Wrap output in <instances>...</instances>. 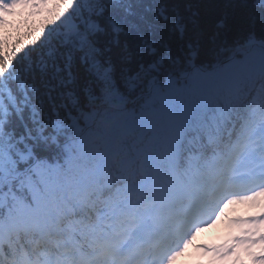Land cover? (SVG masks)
<instances>
[{
    "label": "trees",
    "instance_id": "obj_1",
    "mask_svg": "<svg viewBox=\"0 0 264 264\" xmlns=\"http://www.w3.org/2000/svg\"><path fill=\"white\" fill-rule=\"evenodd\" d=\"M50 6L51 11L46 10L41 16L35 14L33 18L22 16L27 11L23 8L19 18L8 17L0 25L3 39L0 41V92L5 98L9 88L19 98V87L33 84L39 88L38 93H32L33 99L37 96L44 99L46 109L44 85H58L60 79H67L66 65L71 66L74 86L81 99L83 85L90 84V80L97 85V77L108 70L109 77L115 81L109 84L114 90L115 103H110L98 119L101 121L108 113L106 124L114 110L121 109L133 120L137 119V111L150 113L146 104L153 102L157 91L172 90L174 96L181 88L172 86L163 90L164 86H159L163 84L159 83L157 90L149 88L152 92L147 96L146 86L155 80L164 83L168 72L179 73L195 65L191 77L185 81L190 99L174 96V101L167 103L175 104V112L170 110L156 122H151L149 117L146 135L141 137L147 141L145 144H139L131 136H120L114 126L103 131L115 133L118 138L113 145L119 147L114 150L116 168L105 169L104 173L100 170L104 181L95 174L101 162L95 158L102 147L101 132L96 138H89L91 145L86 149L89 151L80 154L86 157L85 161L82 158L76 162L82 163L81 174L88 177L83 188L76 186L78 178L64 180L60 188L57 178L64 168H58L69 157L59 159L58 150L52 148L46 154V165L42 163L35 168V173L31 170L23 176L27 182L18 185L17 181L6 189L4 199L14 208L20 224L24 213L35 212L36 195L42 192L47 202L58 210L61 221L67 222L72 230H76L73 220L89 226L110 194L116 193L119 200L133 181L147 178L144 173L149 158H152L155 176H162L168 170L164 147L172 130L164 131L163 127L174 129L173 121L184 122L182 118L193 115V121L191 117L187 120L190 127H183V143L194 141L197 135L213 131L215 116L223 111V102L228 101V111L243 120L238 107L240 96L252 109L249 102L253 91L264 85V0H51ZM210 94L215 97L206 110L196 109L194 104ZM133 96H140L135 105L131 103ZM183 107L192 111L181 119L175 117ZM141 128L139 123L134 126L136 132ZM152 145L156 146L154 151ZM54 164L57 165L53 167ZM67 194L82 203L84 210L76 209ZM66 207L71 209L70 214L65 212Z\"/></svg>",
    "mask_w": 264,
    "mask_h": 264
},
{
    "label": "snow or ice",
    "instance_id": "obj_2",
    "mask_svg": "<svg viewBox=\"0 0 264 264\" xmlns=\"http://www.w3.org/2000/svg\"><path fill=\"white\" fill-rule=\"evenodd\" d=\"M66 69L67 79L44 85L46 109L44 99H33L39 92L33 84L21 85L19 98L11 88L7 98L0 92V264H159L158 241L196 210L215 181L264 180V118L245 124L227 111L213 131L178 145L176 180L133 181L128 194L98 210L71 243L42 244L34 233H21L5 190L46 162L52 148L68 149L89 120L95 123L115 103L108 70L81 90V99L71 66Z\"/></svg>",
    "mask_w": 264,
    "mask_h": 264
},
{
    "label": "rangeland",
    "instance_id": "obj_3",
    "mask_svg": "<svg viewBox=\"0 0 264 264\" xmlns=\"http://www.w3.org/2000/svg\"><path fill=\"white\" fill-rule=\"evenodd\" d=\"M199 49V48H198ZM155 51H158L159 52V50H155ZM154 51V52H155ZM161 55L163 56V57H165V56H167V55H165L164 56V53H161ZM126 67L124 68V71L126 72ZM174 70H179V69H174ZM125 72L123 73L124 75H126L125 74ZM180 72V71H179ZM114 77V76H113ZM114 79V78H113ZM117 79V78H116ZM140 83H141V81H140ZM93 86H95V84H94V81L92 82V80H90V84H87V83H85L84 85H83V88H88V87H93ZM130 86V85H129ZM146 88H150V87H148V86H146ZM135 92V91H134ZM134 97V96H133ZM140 97V96H139ZM199 103H200V101L198 100V102L197 103H195L194 104V106H195V108L197 109V105H199ZM173 105H175V104H173V103H167L165 100H161V99H159V100H157V103L155 104V106H156V108H151V109H149V111H150V113L149 114H147V112H144V113H140V114H138V115H136L137 117H138V119H139V121L140 122H142L143 124H142V126H144V128H146V127H148L149 125V121H148V119H149V117H150V121L152 122V121H154V122H156V121H159L160 119H161V117H162V114H164L165 115V111L166 110H168V112H170V110H171V112H175L176 111V109H175V107L173 106ZM169 108H171V109H169ZM179 108V107H178ZM177 108V109H178ZM180 109V108H179ZM176 115H175V117L177 116L179 119L182 117V115H181V113L180 114H178V112H176L175 113ZM108 113H107V115H104V117H103V119L100 121V122H104L105 120H107L108 119ZM100 119H98V117H96L95 118V121H99ZM90 121V120H89ZM92 124V122L90 123V125ZM154 124V123H153ZM89 128V127H88ZM98 128H103V126L102 125H99L98 126ZM104 128H108V126L107 125H105V127ZM103 131H105V130H103ZM102 131V132H103ZM98 132V129H94V128H89V129H87L86 131H85V133H84V135L82 136V137H80L76 142H74V144H71L70 145V147L68 148V149H63V150H61V149H57V148H54L55 150H58V156L59 157H61V159L63 160V159H65V157H69V158H67L64 162V164H62L58 169H63L62 171V173H61V175L57 178V181H59V184H61L60 185V188H63V182H64V180H68V181H70V180H73V181H75L74 179L75 178H78V182H79V184L78 185H76V186H78V187H80V186H82V188L84 187V183L88 180V177H86L84 174H81V172H82V169L81 168H79V166L80 165H82V163L81 164H76V162L78 163L80 160H82V158H83V156L82 155H80V154H82V150H84V148H86V149H88V147L91 145L90 144V142H88L90 139V137H91V139H93V138H96V136H97V133ZM142 134V133H141ZM108 136H112V135H110V134H108ZM96 141H97V139H96ZM79 146L80 145V147H79V150L80 151H78L77 149H76V146ZM97 146V145H96ZM96 146L94 147L95 149L94 150H96ZM101 148V150H100V152L99 153H97V156L95 157L96 158V161L97 162H99V160H101L102 159V157H104V155H105V153H106V151L102 148V147H100ZM119 147H116L115 148V151L118 149ZM74 151L73 153L71 152V151ZM93 150V149H92ZM87 151H89V150H87ZM86 151V152H87ZM85 152V153H86ZM85 153H83V155L85 154ZM52 158V156H50V157H48V159H51ZM85 159H86V157L85 158H83V161L82 162H84L85 161ZM44 164L46 165L47 164V161L46 162H44ZM84 164V163H83ZM55 165H57V164H54L53 165V167L55 166ZM78 165V166H77ZM74 167V169L73 170H71L72 168ZM33 172L32 173H35L37 170H35V169H33L32 170ZM26 180L24 179V177H22L20 180H18V182H17V184L18 185H23V183L25 182ZM27 182V181H26ZM57 184V183H56ZM226 225H227V223L222 219V220H220L216 225H215V229H213V230H221L222 232H224L225 231V229H226Z\"/></svg>",
    "mask_w": 264,
    "mask_h": 264
},
{
    "label": "bare ground",
    "instance_id": "obj_4",
    "mask_svg": "<svg viewBox=\"0 0 264 264\" xmlns=\"http://www.w3.org/2000/svg\"><path fill=\"white\" fill-rule=\"evenodd\" d=\"M182 72H184V70H182ZM207 192V191H206ZM201 200H204V197H202V199Z\"/></svg>",
    "mask_w": 264,
    "mask_h": 264
}]
</instances>
